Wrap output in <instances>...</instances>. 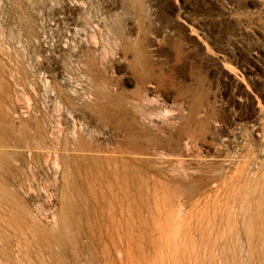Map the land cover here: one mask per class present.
<instances>
[{
  "label": "rangeland",
  "instance_id": "374dc122",
  "mask_svg": "<svg viewBox=\"0 0 264 264\" xmlns=\"http://www.w3.org/2000/svg\"><path fill=\"white\" fill-rule=\"evenodd\" d=\"M263 1L0 0V264H264ZM123 33L140 53L182 48L198 65L194 73L178 64L176 87L158 92L164 126L182 129L184 157H192L180 197L136 202L132 217L107 202L70 199L74 186L64 185L52 162L36 163L24 137L34 132L38 109L47 118L65 113L56 84L80 110L90 101L88 50L126 91L135 90L117 54ZM215 94L231 127L195 113ZM182 95L191 98V116L180 109ZM193 130L202 138L191 148ZM203 175L219 182L196 180Z\"/></svg>",
  "mask_w": 264,
  "mask_h": 264
},
{
  "label": "bare ground",
  "instance_id": "6f19581e",
  "mask_svg": "<svg viewBox=\"0 0 264 264\" xmlns=\"http://www.w3.org/2000/svg\"><path fill=\"white\" fill-rule=\"evenodd\" d=\"M118 39L120 48L118 47L117 54L121 61L128 62L135 79V90L126 91L120 79L109 74L107 62L104 66L99 65L98 58L88 50L84 64L94 89L90 101H86L85 107L80 110L76 97L69 95L60 84H56L53 95L60 99L65 113L56 115V118L50 116L49 119L38 109L37 126L34 132L24 133V137L30 141L27 142L31 150H34L36 163L43 159L52 162L57 170L63 172L64 185L74 186L70 199L93 205L107 202L120 216L132 217L135 215L132 205L136 202L158 205L180 197L179 191L184 187V181L186 182L182 175L191 168L188 161L192 157H184L181 145L184 137L182 129L164 126L162 116H165L166 109L161 107L158 92L176 87L179 65L189 64L194 73H197L198 65L182 48L176 49L171 55H154L148 51L138 52L124 33ZM245 78L242 75L238 80L244 83ZM182 99L184 100L180 109L188 110V115L191 116L194 110L191 98L182 95ZM216 104L215 94L213 100L198 107L195 113L201 114L205 121L230 126L223 108ZM77 111H81V114L75 115ZM68 113L72 122L70 126L66 122L68 125L65 126L63 119ZM28 117L30 118L29 115ZM239 129L240 132L245 130L244 127ZM186 138L187 144L193 148L201 140V132L193 130L187 133ZM236 167L241 171L243 165L238 164ZM195 168L198 172L208 173L213 167ZM215 169L221 170L222 166L217 165ZM55 178L57 180V176ZM196 180L202 183L219 182L218 178L211 175H203ZM39 206L37 205L38 208ZM103 211L104 209L101 210ZM46 212L44 211L45 214ZM103 213L106 215L105 211ZM52 219H57L54 214Z\"/></svg>",
  "mask_w": 264,
  "mask_h": 264
}]
</instances>
